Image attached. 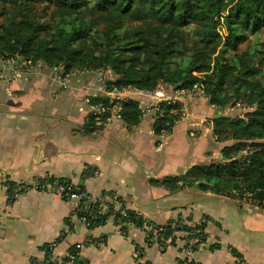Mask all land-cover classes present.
Listing matches in <instances>:
<instances>
[{"label": "crops", "instance_id": "crops-1", "mask_svg": "<svg viewBox=\"0 0 264 264\" xmlns=\"http://www.w3.org/2000/svg\"><path fill=\"white\" fill-rule=\"evenodd\" d=\"M22 72L12 78L0 63V264H38L51 241L54 257L85 243L75 264H264L263 210L171 180L221 161L226 141L216 140L210 119L216 107L203 95L163 86L167 97L181 101L184 115L169 132L155 134L154 111L143 109L150 92L126 93L143 109L128 129L113 111L104 122L87 120L91 96L111 97L97 71L75 74L66 87L46 67ZM44 177L70 179L92 199L111 191L158 224L181 218L191 225L205 217L206 240L189 259L181 238L162 248L147 245L142 229L129 225L123 234L111 217L89 228L74 214L73 199L31 187L16 193Z\"/></svg>", "mask_w": 264, "mask_h": 264}, {"label": "trees", "instance_id": "trees-1", "mask_svg": "<svg viewBox=\"0 0 264 264\" xmlns=\"http://www.w3.org/2000/svg\"><path fill=\"white\" fill-rule=\"evenodd\" d=\"M263 33L264 0H0V56L19 55L33 65L60 66L70 73L107 70L105 91L153 92L160 85L178 91L196 85L213 107L242 103L247 108L243 116L210 118L216 140L229 142L220 150L221 161L199 164L171 179L237 200L247 194L264 198ZM244 43L248 46L242 48ZM89 101L110 106L107 96H91ZM121 103L120 118L131 129L140 121L142 106L131 98ZM181 108L176 98L159 102L153 132H169L181 118ZM110 112L90 113L87 120L104 122ZM195 172L199 174L192 177ZM67 182L86 196L74 214L83 216L89 228L111 217L114 223L124 222L123 234L125 222L143 229L146 221L168 238V244L193 234L198 242L206 240L205 221L190 226L176 218L158 224L111 191L92 199L81 185ZM101 203L106 210H100ZM67 223L71 228L72 222ZM75 247L68 253L75 254ZM49 252L47 246L44 255Z\"/></svg>", "mask_w": 264, "mask_h": 264}, {"label": "built area", "instance_id": "built-area-1", "mask_svg": "<svg viewBox=\"0 0 264 264\" xmlns=\"http://www.w3.org/2000/svg\"><path fill=\"white\" fill-rule=\"evenodd\" d=\"M0 63L1 65H3L4 67H8L11 74L10 76L12 78H18L23 74V69H28V68H32V69H37L40 67H43L42 64L37 63L35 65L31 64L30 60H26L24 58H22L19 55L16 56H12V57H3L0 56ZM52 73V79L57 81L61 87H66L68 85V81L70 79V77L74 76L75 74H83V73H87L89 71L86 70H76L73 73L70 72H64L62 70V68L60 66H53L49 69ZM99 77L97 78V83L100 85V87L102 89H104V81L107 79L105 77V75H109V71L105 70H99L97 71ZM104 74V75H103ZM162 85L158 86L153 92L151 93V100L144 104L143 109L145 110H157L158 108V103L161 101H169L170 99H174V98H169L167 97L163 90H162ZM135 91V92H141L135 89H131V88H126V89H122V90H112V91H106L108 94L111 95V97L109 98V103L110 106L106 107L102 104H98V105H93V110H92V114L94 115H98L100 113H102L104 110L106 109H110V111L114 112L116 117L120 118L119 115V109L122 105V101L129 99L128 97H126V93L128 91ZM179 94H189L192 96H198V95H203L202 94V89L200 86H196L194 85V87L192 89L189 90H178L177 91ZM184 115V109L183 107L181 108V117ZM94 174H96V171H92ZM68 179L64 178V180H55L53 182L50 181H42V180H36L34 181L32 184L30 185H20L17 189H16V193L19 191H23L26 190L28 188H34L40 191H51L54 193L59 194L60 196H65L68 199H73L74 200V209L77 207L79 201L82 198H85V194L80 192V191H74L73 189H70V183L67 182ZM67 182V183H66ZM68 190H70V192H68ZM15 193V194H16ZM241 202H244L248 205H250L251 207H255L256 209L259 210H263L264 211V198H262L261 200H255L249 197V195H243L242 198L238 199ZM118 205V203H117ZM100 210H106V205L104 203L100 204ZM125 215V210L121 211V216L124 217ZM81 219L84 220L83 216H80ZM201 221H205L204 219H202ZM117 229L119 231H121V226L124 225V222H122V220L120 219V221H117L116 223ZM126 227H128L129 225L135 226L134 224L130 223V222H125ZM188 225V224H186ZM193 225V224H191ZM190 225V226H191ZM143 232H144V237H145V242H148V244H152L155 243L157 244L159 247H165L168 244V238L164 237L163 234H161L160 232L156 231L155 229H153L152 225L148 222H144L143 223ZM183 240V247H184V251L186 253V257L187 258H191L194 252H198L200 250V246L203 242H198V239L196 238V235L193 234L191 237L188 238H182ZM85 243H77L76 247H75V254L74 253H66L63 257H54L52 253H48L46 256H44L39 262L38 264H75L78 255L80 253V251L82 250L83 246ZM56 245L55 241H51L49 243V249H53V247ZM187 261H182V264H186ZM191 262V261H188ZM191 264H193V262H191Z\"/></svg>", "mask_w": 264, "mask_h": 264}, {"label": "rangeland", "instance_id": "rangeland-1", "mask_svg": "<svg viewBox=\"0 0 264 264\" xmlns=\"http://www.w3.org/2000/svg\"><path fill=\"white\" fill-rule=\"evenodd\" d=\"M262 41L264 43V33L260 34V42H262ZM245 46H248V43L242 44L241 47L243 48ZM189 96H191V95H189ZM245 111H247V108L244 107V105L242 103H237L234 106L228 105L225 108H222V110L220 111V115L223 114L225 116H231V117L236 116V115L243 116ZM227 143L229 144V142H226V143H224V145Z\"/></svg>", "mask_w": 264, "mask_h": 264}, {"label": "water", "instance_id": "water-1", "mask_svg": "<svg viewBox=\"0 0 264 264\" xmlns=\"http://www.w3.org/2000/svg\"><path fill=\"white\" fill-rule=\"evenodd\" d=\"M216 114L214 116H219L220 115V111L222 110V107H216Z\"/></svg>", "mask_w": 264, "mask_h": 264}]
</instances>
